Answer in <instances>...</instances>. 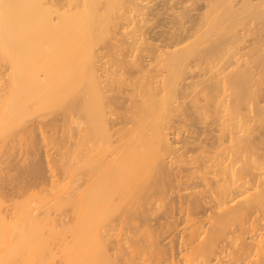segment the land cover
Returning a JSON list of instances; mask_svg holds the SVG:
<instances>
[{
  "label": "bare ground",
  "instance_id": "1",
  "mask_svg": "<svg viewBox=\"0 0 264 264\" xmlns=\"http://www.w3.org/2000/svg\"><path fill=\"white\" fill-rule=\"evenodd\" d=\"M58 253L264 264V0H0V264Z\"/></svg>",
  "mask_w": 264,
  "mask_h": 264
},
{
  "label": "rangeland",
  "instance_id": "2",
  "mask_svg": "<svg viewBox=\"0 0 264 264\" xmlns=\"http://www.w3.org/2000/svg\"><path fill=\"white\" fill-rule=\"evenodd\" d=\"M186 135V134H185ZM190 136H192V137H194L195 135H190ZM192 137H189L188 139H187V141H193V139H192ZM179 138H181V136H179ZM200 138H203V136H200ZM187 146H189V145H187ZM56 166H59L58 164L56 165ZM56 172H59V171H55V173ZM11 173H14V172H11ZM54 173V174H55ZM60 173V172H59ZM59 173H56V174H58V176H59ZM15 174V173H14ZM46 175H49L48 173H46ZM57 175H55V180H56V177H58ZM58 178H60V177H58ZM54 179H52V180H54ZM61 179H62V177H61ZM60 179V187H61V184H62V187H63V182H62V180ZM49 180V179H48ZM51 180V179H50ZM66 180H68V179H66ZM66 180H65V182H66ZM62 182V183H61ZM68 182V181H67ZM65 186V185H64ZM192 192H197V189L195 190V191H192ZM187 193H190V191H187V192H184V191H182L181 193H179L180 195H182V194H187ZM23 199L24 198H20V200H19V202L21 201H23ZM16 201V200H15ZM17 201H18V199H17ZM4 202V201H3ZM35 204V203H34ZM33 205V204H32ZM7 206H9V203L7 202V203H3V205L1 206V209L2 210H4V208H5V210H7V211H9L10 209L9 208H7L6 209V207ZM33 206H35V205H33ZM10 207L12 208V206L10 205ZM36 208V207H35ZM37 209H39V208H37ZM43 209H44V207H43ZM67 209V208H66ZM41 211H43L42 209H40ZM38 211V212H41V211ZM68 211H69V208L67 209ZM67 210L66 211H63V212H66L67 213ZM37 211V210H36ZM35 212V211H34ZM59 213L61 214V212H57V215H59ZM70 213H71V211H70ZM70 213L69 214H67V215H64V213H63V217L64 216H72V215H70ZM204 215H207V213L206 214H204ZM68 216V217H69ZM199 217H201V218H203V215L201 216L200 214L198 215ZM40 217V216H39ZM197 217V216H196ZM205 217V216H204ZM67 217H64V221H66L67 219H66ZM185 218H186V215H184L183 213H179V214H176L175 216H174V218L173 219H176V228L174 229H172V234H170L168 237V239H165L164 240V242H162V243H168L169 241H171V240H174L175 241V243H176V247H177V249L175 250V252H178V254L176 253H174V256H176L175 258H174V262H176V261H178L177 259L179 258V263L185 258V250L183 251L182 249H185L186 247L185 246H181L180 245V243H181V239H180V237H181V235H183L184 236V234H188L190 231H189V229H190V225H191V223H187L186 221H185ZM206 219L205 218H203V219H200L199 220V223L202 225V226H204V227H202V228H204V229H207V221H205ZM201 221V222H200ZM198 226H200L199 224H197ZM197 225H195V226H192V228L193 227H198ZM186 227H189V229H187L188 231H182V230H184ZM191 228V229H192ZM195 229V228H194ZM204 229H202V230H204ZM180 231V232H179ZM117 232H119L118 230H117ZM114 233V232H113ZM112 233V234H113ZM121 233H123V232H120L119 234H121ZM115 235L117 234V233H114ZM65 235V234H64ZM66 236V238H68V235H65ZM247 236V235H246ZM63 238V236L61 237V239ZM65 238V237H64ZM63 238V239H64ZM69 240V239H68ZM60 241V240H59ZM53 242V243H52ZM57 242H58V240H57ZM57 242H54V241H51V245H50V247L49 248H51L50 250H52L51 251V253L53 254V253H56V250L58 251V249H59V246H60V244L62 245V242L63 241H61V243H57ZM161 243V244H162ZM56 248H58V249H56ZM183 252H182V251ZM59 252H60V250H59ZM180 252H182V253H180ZM179 253H180V255H179ZM59 256V253L56 255V257H52V259H53V261H51V262H49L48 264H59L60 262L58 261L59 259H60V256ZM181 257V258H180ZM181 260V261H180ZM42 263V262H41ZM40 263V264H41ZM42 264H47L46 262L44 263H42ZM169 264V263H168ZM171 264V263H170ZM214 264V263H213Z\"/></svg>",
  "mask_w": 264,
  "mask_h": 264
}]
</instances>
